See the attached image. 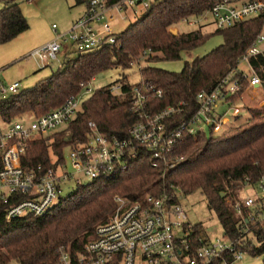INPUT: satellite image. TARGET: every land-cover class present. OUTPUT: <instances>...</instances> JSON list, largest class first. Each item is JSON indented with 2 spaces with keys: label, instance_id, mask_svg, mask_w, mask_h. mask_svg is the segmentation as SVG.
<instances>
[{
  "label": "trees",
  "instance_id": "obj_1",
  "mask_svg": "<svg viewBox=\"0 0 264 264\" xmlns=\"http://www.w3.org/2000/svg\"><path fill=\"white\" fill-rule=\"evenodd\" d=\"M217 1L156 0L117 35L114 44L86 53L68 50L70 52L62 57L61 67L49 77L16 95L0 99V121L12 122L27 114L38 118L61 106L70 96L79 95L80 84H88L104 71L128 70L134 65L140 66L142 61L146 65L139 69L141 81L137 85L128 84L123 77L116 82L119 94L111 92L113 85L96 89L63 129L31 140L21 159L23 169L29 171L39 165L47 168L52 156L63 161L68 148L87 142L89 122L94 123L103 136L127 138L129 128L139 120L130 112L135 87L145 94L149 112L187 105L185 113L171 119L174 127L191 115L197 108L196 93L212 90L222 78L236 71L239 59L263 31L261 18L229 29H214V35H221L222 44L204 56L183 63L179 72L150 66L159 61L181 60V54L200 47L206 38L201 29L188 33L176 31V34L172 29L182 20L209 10ZM3 3L0 44L29 28L17 0ZM75 3L85 6L87 2L75 0ZM244 89L243 82L231 103L239 101ZM247 112L248 118L241 121V116L236 117L233 121L237 124L219 135L209 130L195 135L183 133L182 142L174 147L170 156L183 161L166 172L163 166L152 168L150 156L142 153L124 171L75 186L41 217L28 215L6 221L0 207V264L12 261L59 264L60 248H69L75 255L93 238L94 226L113 211L115 196L141 199L147 194L157 196L170 192L173 188L180 190V199L200 192L207 209L217 216L222 233L231 240H238L243 234L245 218L234 216L233 205L241 202L245 188L253 190L264 175V108L247 109ZM252 228L257 241L262 242L259 248H253L252 254L264 255V222ZM239 249L249 251L247 245Z\"/></svg>",
  "mask_w": 264,
  "mask_h": 264
},
{
  "label": "built area",
  "instance_id": "obj_2",
  "mask_svg": "<svg viewBox=\"0 0 264 264\" xmlns=\"http://www.w3.org/2000/svg\"><path fill=\"white\" fill-rule=\"evenodd\" d=\"M86 2L82 17L65 33L59 34L53 25V39L32 50L26 58L33 59L37 67L45 68L57 61L60 54L67 53V44L78 53L112 45L118 35L113 31L117 17L123 21L131 17L134 21L156 0ZM256 18L262 19L263 31L239 59L237 70L222 78L212 90L196 93V110L177 127L171 119L185 113L187 105L149 112L145 94L135 87L130 112L139 120L129 128L127 138L103 136L94 123L89 122L87 142L65 151L69 169L65 159L59 162L52 156L49 167L39 165L25 171L21 159L27 144L35 138L63 129L74 119L82 103L78 95L70 96L61 106L33 118L29 124L19 120L0 121V207L5 220L28 215L41 217L60 201L65 185H82L100 176L124 171L142 153L150 156L152 168L163 166L164 172L173 169L183 161L182 158L170 157L174 147L182 142L183 133L195 135L208 129L213 135H219L226 130L225 126L247 110L241 97L236 104L231 103V98L239 93L243 82L244 91L249 90L254 98L261 99L258 109H263L264 0H218L209 10L181 22L189 27L211 24L215 29L223 30ZM90 83L80 84L81 92L88 96L93 92ZM21 90V82L0 83V99L16 95ZM119 90V86L111 88L114 94H119ZM149 90L153 91L152 88ZM157 95L160 97L161 93ZM253 191V195H246L241 202L233 205L234 216L245 218L242 236L231 240L222 233L220 240L212 241L189 222L178 201L181 193L178 188L157 196L147 194L141 199L115 196L113 211L94 226L93 238L75 255L69 248H60L58 263L240 264L248 256L256 257L252 252L262 244L257 241L252 227L264 222V175ZM244 245L249 251L239 249Z\"/></svg>",
  "mask_w": 264,
  "mask_h": 264
},
{
  "label": "rangeland",
  "instance_id": "obj_3",
  "mask_svg": "<svg viewBox=\"0 0 264 264\" xmlns=\"http://www.w3.org/2000/svg\"><path fill=\"white\" fill-rule=\"evenodd\" d=\"M3 1L4 0H0V9L4 6ZM17 3L19 4L22 15L26 19L29 28L11 41L0 44V83L8 85L14 82H21L22 89H27L41 79L49 77L52 72L61 67L62 62V58L59 56L58 60L52 62L50 66L39 68L33 59L26 58L27 55L32 50L46 43V41L53 39V25L56 27V31L59 34L65 33L71 27L73 22L84 14L85 6L84 4L77 5L75 0H17ZM209 20H211L210 16ZM132 21L133 19L131 17L127 21H123L121 18L117 17L116 22L113 24L114 33L119 34L123 32ZM198 29H201L203 35L206 36L204 43L200 47L191 52L181 54V60L159 61L151 63L150 66L167 72L176 73L182 69L183 63L190 62L195 57L204 56L222 44L223 40L221 35H214L215 28L211 24H205L202 27H189L180 22L172 30H176L178 33H188ZM65 47L69 48L68 50L74 51L70 44H67ZM142 62L140 63V66L134 65L130 69L124 71L120 68L104 71L91 81L90 88L95 91L96 89L110 85L117 87L119 86V83L116 82L123 77H125L124 81L128 84L132 86L137 85L141 81L139 69L145 65L144 62ZM206 73L209 74V71L206 70ZM77 98L81 104L88 98V95L81 92ZM241 98L247 109L253 110L260 107L261 99L254 98L249 90L242 92ZM246 111L247 110L245 109V111L242 112L241 121L249 117V114ZM32 119L33 117L27 114L18 120L24 124H29ZM236 124L237 122L232 121L225 126V128L227 130ZM64 159L66 161V166L69 169L67 154L65 152ZM63 188L61 197L65 198L73 191L75 186L73 183H69ZM253 194L254 191L252 189L245 188L242 193V198L246 197V195ZM180 202L189 222L192 225H198L206 238L211 241L221 239L222 229L218 218L214 212L207 209L205 200L200 192H196L187 197H181ZM263 259L264 255L256 257L248 256L240 264H264ZM10 264L17 263L12 261Z\"/></svg>",
  "mask_w": 264,
  "mask_h": 264
},
{
  "label": "crops",
  "instance_id": "obj_4",
  "mask_svg": "<svg viewBox=\"0 0 264 264\" xmlns=\"http://www.w3.org/2000/svg\"><path fill=\"white\" fill-rule=\"evenodd\" d=\"M81 17H82V16H80L78 19H80ZM78 19H77V20H78ZM77 20H75V21H77ZM75 21H74V22H75ZM74 22H73V23H74ZM53 37H54V36H53ZM51 40H52V39H51ZM49 41H50V40H48V41H46V42H49ZM64 55H65V52L62 53V54H60V57L62 58Z\"/></svg>",
  "mask_w": 264,
  "mask_h": 264
},
{
  "label": "water",
  "instance_id": "obj_5",
  "mask_svg": "<svg viewBox=\"0 0 264 264\" xmlns=\"http://www.w3.org/2000/svg\"><path fill=\"white\" fill-rule=\"evenodd\" d=\"M173 34H176V30H172ZM221 196H223V194H221Z\"/></svg>",
  "mask_w": 264,
  "mask_h": 264
}]
</instances>
